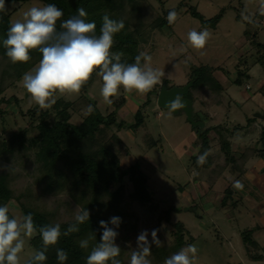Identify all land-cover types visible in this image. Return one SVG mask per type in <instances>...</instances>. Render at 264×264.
<instances>
[{
    "label": "rangeland",
    "instance_id": "rangeland-1",
    "mask_svg": "<svg viewBox=\"0 0 264 264\" xmlns=\"http://www.w3.org/2000/svg\"><path fill=\"white\" fill-rule=\"evenodd\" d=\"M140 3L143 26L147 27L156 17L165 20L161 28H144L145 41L138 44L139 54L146 52L150 55L152 60L149 66L162 71L163 75L160 83L138 99L141 103L149 98V103L141 110L143 124L135 131L112 126L105 133V138L113 134L124 145L114 150L122 169L137 162L139 171L146 177V191L151 196L150 206L154 207L150 211V206L129 203L130 212L137 217V235L129 242V246L136 248L137 237L146 228L156 229L164 241L170 242L173 233L178 230L177 226L181 225L183 239L188 245L194 244L198 248L193 264H264V260H253L255 256H264V251L258 247L261 246L260 241L256 245L251 240L253 246L247 243L249 239L246 238L244 242L242 238L248 234L251 238L252 235L250 224L253 222L252 216L257 214L252 204L258 203L264 208L260 192L250 185L249 178L253 174L264 173V138H259L264 129V118L253 117L256 113L264 115V3L260 0H140ZM5 4L7 10L4 13L9 16L10 25L23 21V13L28 9L45 6L39 0H10ZM191 8L205 20L216 15L220 17L214 29L207 27L211 35L203 49H194L187 44L188 32L203 28L199 19L190 15L188 10ZM170 11L178 13L177 19L171 24L167 20ZM38 64L28 72H34ZM204 73H210L222 91L210 97L201 89H190L185 96L193 97L194 100L191 103L192 121H200L203 129L219 125L229 143V155L235 157L246 149L253 153L250 161L245 163L248 166L244 169V165L243 172L228 171V166L223 171L226 179L219 178L212 192L206 190L205 183H209L207 175L200 173L202 179L205 178L200 181L205 188L201 193L197 181H191L194 177L192 170H187L190 161L188 156H195L198 149L196 144L190 142L201 128L191 125L180 110L174 114L158 108L154 91L159 90L162 80L166 81L168 87H182L194 78L201 81L203 78L200 76ZM93 74L94 80L86 88L85 95L80 92L54 93L47 108H40L31 100L23 87L22 76L0 95L4 100L10 99L9 102L0 103V143L21 129H26L27 140L34 138L39 112L46 113L47 121L55 120L56 109L53 105L57 101L69 103L66 108L70 115L68 122L74 125L79 124L89 113L88 99L96 102L102 116L113 111V104L119 101L125 91L121 88L111 97L114 103L100 101L104 99L101 95L102 83L97 72ZM236 78L241 80L240 86L235 83ZM114 112L115 119L121 120L126 127L133 123V114L128 107ZM252 118L254 124L248 126L249 134L243 136V131L232 130L236 124L243 126L247 119ZM208 139V153L214 156V165L221 163L223 156H220L218 136L210 130ZM151 142L153 147L149 148ZM261 149L263 152L257 155ZM34 150L33 147L29 152ZM258 159L263 163L262 171L254 168ZM1 164L8 167V162L3 161ZM13 170L20 176L23 173L18 164ZM19 180L25 183L28 177H19L14 185ZM236 180L244 185L242 191L233 187ZM186 184L192 186L198 195L197 199H192L191 209L184 203L185 196L191 197V193L184 188ZM121 185L126 200L132 190L126 175ZM115 187H110V190ZM227 187L232 193H226ZM222 196L224 202L220 204ZM5 205H8L12 218L19 220L22 217L14 201L10 200ZM237 231L241 233L237 234ZM34 235L23 237L25 245L18 254L19 264H24L34 255L29 244Z\"/></svg>",
    "mask_w": 264,
    "mask_h": 264
},
{
    "label": "trees",
    "instance_id": "trees-1",
    "mask_svg": "<svg viewBox=\"0 0 264 264\" xmlns=\"http://www.w3.org/2000/svg\"><path fill=\"white\" fill-rule=\"evenodd\" d=\"M10 0H5V2ZM14 1V0H13ZM25 2L27 0H15ZM45 6L55 4L63 11V16L56 23L57 32L62 31L60 24L72 16L76 15V9L83 8L87 16L86 22H95L96 35L102 26V18L108 15L113 20H123L124 28L114 36V46L112 52L122 51L125 55L122 58L128 63L135 62V57L139 55L138 44L145 41L144 28H161L165 24L164 18L156 17L147 27L143 26L140 10L142 9L140 0H39ZM192 17L199 19L202 27L215 28L219 21V15L212 19L205 20L193 8L188 10ZM9 16L0 11V95L13 83L18 81L25 73L35 66L42 58L38 49L29 51L30 60L25 63L13 64L5 55L3 40L10 27ZM264 47V45H262ZM143 64V60L141 61ZM99 71V70H97ZM246 72V71H245ZM202 75V74H201ZM240 75V74H239ZM203 79L194 78L192 86L188 89H201L207 92L208 96L214 97L222 91L219 83L214 80L210 73L200 76ZM94 80V74L82 86L80 93L85 95L86 88ZM100 82L102 78L100 77ZM235 83L240 86L241 80L235 79ZM161 85L168 87L165 80ZM156 89L154 95L157 93ZM153 93V92H152ZM186 97V96H185ZM194 102L193 97L189 98ZM10 100V99H9ZM0 97V103L9 102ZM92 106L89 112L79 124L74 125L68 122L70 117L66 108L69 103H54L56 109L55 120L47 121L46 113L39 112L38 123L35 127L36 135L27 140L26 129H21L17 133L9 136L0 143V165L8 162V167L0 170V206L12 200L17 204L21 216L29 213L33 216L34 224L39 228L43 225L59 223L63 233L70 224L74 223V217L80 209H87L90 212L89 221L79 225V231L68 236L59 238L56 245L49 246L46 252L47 260L42 264H59L56 258V250L63 249L68 254L64 264H86V258L91 250L100 241L102 229L99 222L109 221L112 217H119L121 223L117 231L118 235L114 243L120 247V255L116 258L121 264H129L132 248L129 242L137 235V217L130 212L129 203L137 202L140 205L150 206L151 196L146 191V177L139 171L136 164L130 165L126 169L119 166V161L114 153L115 148L119 150L120 141L111 134L105 138L106 131L114 126L117 129L127 128L135 131L143 124L141 110L149 103V98L142 103V106L133 114V123L123 124L121 120L115 119V110L123 104L121 97L117 103L113 104V111L105 116L96 109L95 103L86 100ZM217 103V101H215ZM61 104V106H60ZM58 106H60L59 109ZM254 119H247L245 125L236 124L232 130L249 133L248 126ZM212 130L217 136L220 146V156L223 161L214 165V156L208 153L209 139L208 132ZM221 127L216 126L211 129H198L195 132V142L197 154L190 157V165L195 170H206L207 179L213 183L220 174L228 171L239 173L242 171L246 161L252 156L253 151L246 149L235 157L229 155V143L224 136ZM264 137V129L260 132V139ZM153 144V142H151ZM33 152H29L32 148ZM259 150L257 155H260ZM207 153L205 162L198 164V157ZM11 163V164H10ZM21 167V176L13 170L16 165ZM127 176L131 183V192L125 200L122 178ZM28 177V181H17L19 177ZM30 178V180H29ZM114 190L110 187L115 186ZM226 193H229L226 190ZM224 202V196L220 204ZM150 206L148 210L152 211ZM9 217L11 215L9 214ZM109 227H112L109 225ZM178 230L173 233L170 242L164 241L157 232V238L161 245H152L151 254L148 259L151 264H164V260L172 254L186 247L188 243L183 239L182 227L178 225ZM154 228H146L149 233L148 240L151 242V231ZM243 235V234H242ZM244 242L254 246L248 235L242 236ZM88 239V248H81L79 242ZM30 246L34 253L42 250L43 243L38 231L30 239ZM34 256V255H33ZM32 256V257H33ZM32 257L24 264H29ZM254 261H261L260 256H255ZM41 264V262H38Z\"/></svg>",
    "mask_w": 264,
    "mask_h": 264
},
{
    "label": "clouds",
    "instance_id": "clouds-1",
    "mask_svg": "<svg viewBox=\"0 0 264 264\" xmlns=\"http://www.w3.org/2000/svg\"><path fill=\"white\" fill-rule=\"evenodd\" d=\"M5 0H0V11H6ZM76 15L60 24L62 31L57 32L56 23L63 16V11L55 4L44 7H32L23 13V21L12 23L3 40L5 55L15 63H25L30 60L29 51L38 49L42 54L38 67L34 72L25 73L22 77L23 87L31 100L40 108H47L54 93H79L82 86L90 79L93 72L102 78L101 95L111 103L122 88L125 92L135 91L138 94L149 92L160 83L163 72L149 66L152 57L141 52L135 57V62L123 60L122 51L112 52L114 36L124 28L123 20H113L108 15L102 18L99 35H96L95 22H86L87 16L83 8L76 9ZM178 13L170 11L167 20L171 24L177 19ZM211 35L210 29L203 27L200 31L191 30L187 34V44L194 49H203ZM145 63L142 65L141 61ZM99 70V71H97ZM172 110L183 107L180 96L169 102ZM89 112L92 106L89 105ZM207 153L198 157L197 163L205 162ZM0 165V170H4ZM233 187L243 190L244 185L236 180ZM90 212L80 209L74 217V223L62 233L59 223L43 225L37 228L31 213L19 220L9 217L8 205L0 206V264H19L18 254L22 252L25 240L38 231L42 250H37L29 264H38L47 260L46 252L49 246L56 245L61 235L68 236L79 231V225L89 221ZM121 220L112 217L109 221L101 220L99 227L103 230L100 241L92 248L86 258V264H121L116 259L121 252L114 241L118 235L116 228ZM111 225L112 227H109ZM147 230L137 237V246L131 250L129 264H151L148 257L152 245H161L157 238V230L151 231V242ZM88 239L79 242L81 248H88ZM198 252L194 244L187 245L180 251L164 260V264H193ZM59 264H64L68 254L63 249L56 250Z\"/></svg>",
    "mask_w": 264,
    "mask_h": 264
},
{
    "label": "crops",
    "instance_id": "crops-1",
    "mask_svg": "<svg viewBox=\"0 0 264 264\" xmlns=\"http://www.w3.org/2000/svg\"><path fill=\"white\" fill-rule=\"evenodd\" d=\"M260 1H262L263 3H264V0H260ZM262 19V18H261ZM141 95H143V96H145V94H138V93H136L135 91H133V92H131V93H128V92H125L123 95H122V98H123V104H122V106L120 107V108H118L117 110L119 111L121 108H124V107H128L129 109H130V112H132V114H134L136 111H137V109H139L141 106H142V103L143 102H138V99L141 97ZM111 99V98H110ZM88 100H91V99H88ZM112 100V99H111ZM94 103H95V107H96V102L94 101V100H92ZM100 101H102V102H106L104 99H101ZM137 101V102H136ZM111 102H113V101H111ZM146 106V105H145ZM97 109H98V107H96ZM116 110V111H117ZM111 112V111H110ZM253 123V122H252ZM254 124V123H253ZM247 134H249V133H245V134H243L242 133V135L244 136V135H247ZM264 138V137H263ZM119 139V138H118ZM195 136L194 137H192V139H191V144H193L194 142H195ZM120 144H121V146H123L124 147V145H123V143L120 141ZM149 148L150 147H153V144L151 143L150 144V146H148ZM124 149V148H123ZM190 157L191 156H188V158H189V160H190ZM117 158H119L118 157V155H117ZM251 159V158H250ZM250 159L246 162V164L250 161ZM259 160V159H258ZM132 164H137V162L135 161V162H133ZM245 165V164H244ZM138 166V165H137ZM247 166L248 165H245V167H244V169H246L247 168ZM263 166V163L259 160L258 161V163H256V165H255V169H257L258 171H262V167ZM188 169H191L192 170V175L194 176V177H192V179H191V181H192V183H194L195 181H197V185H198V189L200 190V192L202 193L204 190H205V188L202 186V184H201V182L200 181H202L203 179L205 180V178H203L202 179V177H201V174L202 175H206V171H204V170H201V169H199V170H195L191 165H190V161H189V164L187 165V170ZM243 169V170H244ZM224 171H226V170H224ZM243 172V171H242ZM246 172V171H245ZM201 173V174H200ZM219 178H223L224 180L226 179V177L224 176V172H222L221 174H220V176L213 182V183H211V182H209L208 184H206L205 183V185H206V187H207V191H209V192H212V189L214 188V186H215V184H216V182L218 181V179ZM250 185L254 188V189H256L258 192H260L259 193V195L262 197V200L264 201V173H262V172H259L258 174H256V175H251L250 177ZM184 188L186 189V191L188 192V193H191V197L189 198L188 196H185L184 197V203H185V206L187 205V208H192V205H193V200L192 199H197L198 198V195H197V193L195 192V190L193 189V187L192 186H190L189 184L187 185H185L184 186ZM228 188V191L230 192V193H232V190L230 189V187H227ZM212 196H214L215 197V195L214 194H212ZM235 200H237V198H235ZM249 200H251V198L249 199ZM220 201V200H219ZM239 201V200H238ZM220 203V202H219ZM189 205V206H188ZM253 206H252V208H253V211L255 212V213H257V214H255L254 216H252V219H253V222H252V224H250V227H251V233H252V235H251V240H253L255 243H256V245H258L259 244V241H260V245L261 246H259L258 245V247L260 248H262V250L264 251V208L260 205V204H258V203H253L252 204ZM249 227V226H248ZM239 233H241L240 231H237V234H239ZM259 240V241H258ZM258 243V244H257ZM260 248V249H261ZM261 260H264V256L263 257H261Z\"/></svg>",
    "mask_w": 264,
    "mask_h": 264
},
{
    "label": "water",
    "instance_id": "water-1",
    "mask_svg": "<svg viewBox=\"0 0 264 264\" xmlns=\"http://www.w3.org/2000/svg\"><path fill=\"white\" fill-rule=\"evenodd\" d=\"M192 82H188L187 84L183 85L182 87H171L166 88L164 85H160V88L155 96V102L156 106L158 108L168 110L171 113H177L178 110L182 111L187 121L191 123L193 126H197L199 128L202 127V123L200 121L194 122L191 119V102L185 98L184 96L187 94L188 89L191 87ZM177 95L180 96V99L182 101L183 107L177 108L175 110H172L168 107L169 102L172 101ZM253 117L263 119L264 115H260L258 113L254 114Z\"/></svg>",
    "mask_w": 264,
    "mask_h": 264
}]
</instances>
